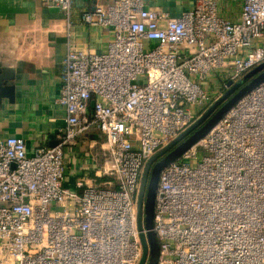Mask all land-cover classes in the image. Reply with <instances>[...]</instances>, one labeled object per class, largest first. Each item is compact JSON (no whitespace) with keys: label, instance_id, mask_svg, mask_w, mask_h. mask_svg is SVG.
<instances>
[{"label":"built area","instance_id":"2783aa9c","mask_svg":"<svg viewBox=\"0 0 264 264\" xmlns=\"http://www.w3.org/2000/svg\"><path fill=\"white\" fill-rule=\"evenodd\" d=\"M42 4L65 23L66 124L33 153L21 136L0 137V264H140L145 166L213 104L209 81L237 83L264 63V0H243L235 21L216 0L180 16L92 0L82 23L113 30L102 52L77 43L74 0ZM95 129L107 160L71 187L66 149ZM153 227L156 264H264V81L161 169Z\"/></svg>","mask_w":264,"mask_h":264},{"label":"crops","instance_id":"0c3cea01","mask_svg":"<svg viewBox=\"0 0 264 264\" xmlns=\"http://www.w3.org/2000/svg\"><path fill=\"white\" fill-rule=\"evenodd\" d=\"M197 0H145L152 10L180 16L192 10ZM219 14L238 20L243 0H216ZM92 0H74L73 22L77 43L105 51L113 38L110 27H90L81 13ZM67 35L60 11L46 7L42 0H0V76L13 89L0 93V137L25 139L29 153L52 147L57 131L66 124L67 112L58 98L62 67L67 54ZM104 136L98 129L81 136L78 144L66 149L68 185L78 179L92 182L106 162Z\"/></svg>","mask_w":264,"mask_h":264},{"label":"water","instance_id":"95a60500","mask_svg":"<svg viewBox=\"0 0 264 264\" xmlns=\"http://www.w3.org/2000/svg\"><path fill=\"white\" fill-rule=\"evenodd\" d=\"M244 79L249 81L230 82L231 88L224 96L218 99L207 112L180 134V136L174 139L167 147L153 155L147 162L138 204L139 226L142 228L145 223L147 229V235H142L144 255L140 264H156L159 256V242L153 227V217L155 192L161 169L168 163L178 159L190 146L201 139L246 93L264 81V63L251 70ZM4 80H7L6 77L0 76V93L5 89H13V85L6 84ZM56 144L57 140L53 146Z\"/></svg>","mask_w":264,"mask_h":264},{"label":"rangeland","instance_id":"374dc122","mask_svg":"<svg viewBox=\"0 0 264 264\" xmlns=\"http://www.w3.org/2000/svg\"><path fill=\"white\" fill-rule=\"evenodd\" d=\"M245 80V79H242ZM246 81V80H245ZM249 80H247L246 82H248ZM230 82V79L227 75H216L212 81H209L208 86H209V90L212 94V105H209L206 109V111H203L202 114L198 113V117L200 118L205 112H207L216 102L218 99H220L222 96L225 95V93L231 88L228 87V84ZM216 100V101H215ZM197 118V120L199 119Z\"/></svg>","mask_w":264,"mask_h":264}]
</instances>
